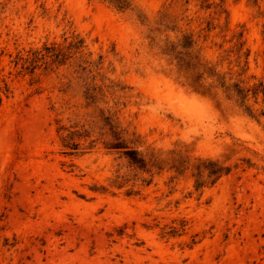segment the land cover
Segmentation results:
<instances>
[{
    "label": "rangeland",
    "instance_id": "obj_1",
    "mask_svg": "<svg viewBox=\"0 0 264 264\" xmlns=\"http://www.w3.org/2000/svg\"><path fill=\"white\" fill-rule=\"evenodd\" d=\"M128 1L0 0V264H264V116L175 56L264 85V0Z\"/></svg>",
    "mask_w": 264,
    "mask_h": 264
},
{
    "label": "trees",
    "instance_id": "obj_2",
    "mask_svg": "<svg viewBox=\"0 0 264 264\" xmlns=\"http://www.w3.org/2000/svg\"><path fill=\"white\" fill-rule=\"evenodd\" d=\"M108 2L112 7H114L116 10L120 12H125L127 10L131 9V3L128 0H102ZM220 7V5H217ZM73 39L76 41L74 42L79 50L80 54L84 55V48H86L85 40L83 38H79L78 36H73ZM189 45H182L178 44L182 51H178L176 53V50L173 48L171 49V52L174 54L176 53V59L178 61L179 67L181 71L183 72L184 76L187 79L189 87L192 89L193 92H195L198 95L204 96V97H212L214 96L213 90L216 88H220L228 97L230 100H234L236 103H240L242 107H244L245 112L248 113L251 117H262L264 116V110H261L259 114H256L254 112L253 107L249 104L250 98H254L256 101L259 97H262L263 103H264V85L262 83L255 84L252 87H245L240 82H231V78L226 79L225 74H221L219 71L216 70V67L211 65L210 62L205 61L200 55H196L191 61H186V58L188 55L186 53H183L184 50H190L193 48L192 45L195 44V41L191 40L190 43H187ZM32 50H30L31 52ZM50 52V51H48ZM40 55H43V57H47L49 55H44L41 53V51H33L31 53L32 60L30 61L29 65H26V63L29 60V56L27 58L23 57L21 55L19 57V60H25V63L23 64L22 68L29 70V72H33L35 67L34 63L37 62L35 59H38ZM61 52H54L50 56L55 57L58 59V61L61 60ZM16 64L19 63V61H15ZM203 69L204 72H200V70ZM216 83V84H215ZM10 93L8 85L5 83L4 87H1L0 85V105L2 102L1 94H4L8 96ZM119 140V139H118ZM118 144H121L118 142ZM119 148H125L123 146H118ZM130 154L129 159L130 161L139 166L140 168H144L147 166V161L144 156L138 153L136 150H129ZM195 168L197 170L198 176L202 177L205 172H207V175L209 178L215 177L211 184H214L220 177L223 175H226L230 173L231 169L228 167H223L218 162L214 161H203L199 164L195 165ZM203 187V182H197L196 189L199 190ZM131 193H128L130 195Z\"/></svg>",
    "mask_w": 264,
    "mask_h": 264
}]
</instances>
